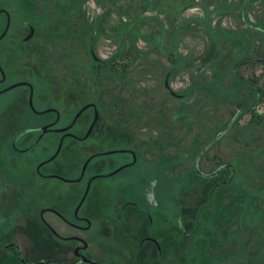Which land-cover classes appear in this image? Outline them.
<instances>
[{
  "label": "flooded vegetation",
  "instance_id": "1",
  "mask_svg": "<svg viewBox=\"0 0 264 264\" xmlns=\"http://www.w3.org/2000/svg\"><path fill=\"white\" fill-rule=\"evenodd\" d=\"M168 1L172 3L168 7L171 11L168 18L178 17L179 12L183 13L188 7V10L201 11L200 8L204 5V2L196 0L186 3H183L184 0ZM239 1L243 3L242 6H247L250 0ZM45 2L46 0L42 7L46 6ZM109 2L110 0H100L103 5ZM112 3L114 4L115 1ZM141 3L144 4V0H141ZM4 9V0H0V15L5 18L0 27V44L5 38L21 44L20 77L22 79L9 84L8 74L0 65V94L10 90H7L9 86L20 84L14 88L22 87L26 94L23 100L17 101L23 102L25 108L33 115L47 113L51 115L46 120L42 119L36 124H27L7 133L6 141L3 143L4 148L10 154L22 155L26 159L27 155L36 148L46 150L47 146L52 147L44 158L37 159L32 164L28 159V161L23 159V164L15 168L17 171H22L27 180L42 182L38 187L41 193L40 198L46 193L45 183L48 180L65 184L67 189L60 193L59 186L52 187L53 192L57 191L56 193L60 194L59 200L36 203L35 212L33 214L27 211L21 212L22 219H20L21 215L18 216L16 223L12 222L13 227H9L11 213L9 216L8 213L1 214L2 220L8 221L9 229L8 233L0 234V264H132L133 262L148 264L146 263L148 261L152 264H180L181 259L185 261L189 258L190 260V246L198 236H200L199 246L202 250L200 260L203 264H208L210 261H212L210 264H218L222 261L234 260L219 256L220 249L224 246H231L232 252H235L237 248L235 260L240 256L239 254L243 253L241 258L244 259L239 260V263H248L255 258L253 247L250 251L248 242H240L246 235L240 225L247 227L246 219L250 215L253 216V210L259 208L255 207L254 203L252 211L245 208L249 198H254L255 203H258L255 192H247L242 202L237 201L242 206L240 209L236 208L244 215L242 218L234 219L224 232L218 233L217 229L213 230L204 226L206 221L212 222L213 225L215 223L214 207L218 199L214 195L220 194L219 201L228 203L236 197L238 192L235 185L242 182L238 180L236 167L239 162L244 161V155L241 152L245 148L237 141L238 130L245 127L240 125L244 116L250 115L249 125L255 123L257 116L253 108L260 102L254 104L256 99L254 86L246 85L240 75L236 77L243 82L238 90L240 98L231 102L232 110L223 117L222 110H219V105L223 102L221 93L197 86L192 87L191 72L195 67L197 70L206 71L204 68L206 63L185 62L182 65L175 57V50H167L166 59L169 64L161 81L164 94L161 95L154 89L150 95L135 94L129 107L130 117L126 114L120 116L116 125L115 116L111 115L112 110L109 107L104 108L106 95L101 92L96 94L93 89L94 76L98 75L103 68L109 69L120 77L115 90L122 87L121 77L127 74V71H121L120 68L111 70L108 67L114 56L125 59L126 52L119 50L115 55L103 60L94 47L97 37L98 39L118 37L114 35L112 29L107 30L115 25H104V18H98L96 26H93L92 22L85 21L87 24L81 33H87L90 35L89 38L83 36V40L78 42L79 36L73 37L75 46L67 49L58 43L55 46V53H48L51 59L45 56L43 64H40L37 54H34L35 47L27 46L36 35L35 21L27 18L23 21L21 29H13L10 17ZM201 12L204 13V10ZM155 14L157 15L155 17H161L159 9ZM122 15L124 17L125 13ZM123 17L118 18L119 37L124 28L125 18ZM241 18H248V15ZM51 19V24L55 25L57 18ZM39 23L46 28L45 21ZM31 27L32 35L24 39L31 32ZM248 27L264 35V29L257 27V24L251 22ZM86 40L88 44L84 46ZM10 42L11 45L14 43ZM261 43L264 47V39ZM32 59L35 63L30 68L26 63ZM263 62L253 55H243L232 64V69L237 73L240 65L254 66ZM181 66L185 67L182 71L188 75L187 79L184 82H172L171 78L175 75V70L180 71ZM37 67L43 71V74L40 73L39 78L30 79L27 74L32 71L39 72ZM35 79L38 84L40 81H47L51 90L59 93L60 98L68 103L76 104L75 108L70 110L69 119H64L65 114L68 113L66 109L61 110L55 105L43 106L35 103L37 86ZM202 79L204 83L212 82L210 77L206 78L204 75ZM65 84L68 90L66 94H62ZM194 91H202L203 94L212 97L211 103L202 100L204 102L201 104L202 101L198 100L190 104L191 94ZM176 99L179 100L177 103H175ZM119 101L122 107L126 108L128 101L122 100V96H119ZM114 106L117 105L114 104ZM210 109L213 111L209 114ZM161 114L170 119L173 124H183L182 136L179 135V131L177 136L173 137L170 131H165V128L156 124ZM192 118L204 122L200 127L198 126L200 132L195 135H191L194 132ZM47 137H52V140L49 139L47 142ZM115 137L120 140V144L108 148L102 147V143L113 141ZM126 137L130 139L127 145L123 142ZM180 138L187 141L188 147L193 145L191 148H186L189 156L184 162L185 166H192L187 172L188 184L193 180L197 182L200 190L194 195L191 204L182 191L178 193L179 196L175 191L174 230L171 229L168 221L158 226L151 208L158 205L154 190L159 182L176 185L173 149L175 141ZM232 144L235 146L232 147ZM227 146L232 151L230 157L222 156ZM115 155L120 157L114 159ZM61 157H74L76 162L59 163ZM129 169L142 171L136 183L131 185L141 189L143 198L140 200L129 196L123 197L121 194L127 187L125 185L119 186V190L115 188L113 192H110V186L104 183V180ZM177 187L179 188L178 185ZM227 187L233 190L227 192L225 191ZM7 191L5 186L0 187L2 195H5ZM100 202L106 206L108 212L105 208L100 209ZM239 219L240 222L236 223ZM124 220H134L135 223L125 228L124 241H121L118 233ZM261 229H264V226ZM27 231L33 234V238L27 234ZM174 231L183 241L181 246L184 253L182 254L181 251L176 255L178 259L171 251L175 245L172 238ZM225 236L226 240L223 239ZM227 236H234L236 239H229Z\"/></svg>",
  "mask_w": 264,
  "mask_h": 264
},
{
  "label": "rangeland",
  "instance_id": "2",
  "mask_svg": "<svg viewBox=\"0 0 264 264\" xmlns=\"http://www.w3.org/2000/svg\"><path fill=\"white\" fill-rule=\"evenodd\" d=\"M112 1H115V3L113 4ZM189 1L194 0H184L183 3ZM196 1L204 2L203 7L200 8L201 11L204 10V13L194 9L188 10V7L183 13L180 11L179 16L176 18H168L171 12L168 7L172 4L170 3L171 1L168 0H144V4L141 3V0H110L106 5L101 4L100 0H46L45 7H42L44 0H4V10L10 17L13 29H21L23 27V21L27 18L35 21L37 27L36 35L33 41L27 46L33 45L32 47H35L34 54H37L36 56L40 59L38 63L40 64H43L45 56L46 58L51 56H49L48 53H55V46L58 45V43H61L62 46L67 49L75 46V38L73 37L79 36L77 38L78 42L83 40V36L89 38L90 35H87V33H81L87 22H92L93 26H96L98 18H104V25H115V27L107 28V30L112 29L114 31L113 33H115L114 35H118V37L111 39L108 37L98 39L97 37L94 41V47L98 52V56L103 60L115 55L119 50H122L124 53L126 52V57L128 59L125 61L129 66L127 74L121 77L122 87L119 90H115L120 77L109 71V69L103 68L99 71L98 75L94 76L95 86L93 89L96 94L101 92L106 95L107 99L105 101L103 100L104 108L106 109V107H109L112 110L111 115L115 116L114 121H116L117 125V120L120 116L126 114L127 117H130L131 110L129 107L135 94L142 93V95H150L154 90L160 92L161 95L164 94L161 81L167 71V65L169 64L166 59L167 50H175V57L182 65L185 62L206 63L208 61V67L206 68L204 77L212 78L218 75H225V83L229 86V90H232V83L235 76L238 77L240 75L246 85L254 86L257 90H260V93H264V62L254 66L249 64L246 66L240 65V67L237 68L238 74L232 69V64L237 59L243 57V55H253L264 61V47L260 41L251 38L247 44L246 40L243 41L238 38L244 34L247 36L252 34L250 28L243 25L242 19L239 16L241 10L240 5L243 3L239 0ZM158 9L161 17H155V12ZM247 10V15L251 22L255 24L260 23L264 26V6L261 5L259 1L247 5ZM122 13H125L124 17ZM122 17L125 18V23L121 36L119 37L118 18ZM51 18H57L55 25L51 24ZM4 21V16L0 15V27ZM44 21L46 22V28L39 23H44ZM103 24L101 22L100 25L102 26ZM24 30L23 28L22 31L24 32ZM114 35L112 37H114ZM10 41L14 43L11 45ZM10 41L8 38H5L0 44V65L8 74L9 84L22 79L20 77V69H22V46L17 41L12 39H10ZM87 44L88 41L86 40L84 46H87ZM34 63L35 60L32 59L26 64L31 68L34 66ZM180 68V71L175 70V75L171 78L172 82L179 83L187 79L186 77L188 75L182 71L185 67L181 66ZM38 71L39 72L32 71L28 73L27 76L30 77V79L39 78L38 75L40 73L43 74V71L40 68H38ZM34 82L37 85L35 103L43 106L55 105L61 110L66 109L68 113L65 114L64 119H69V115L71 114L70 110H73L76 104L68 103L60 98L58 96L59 93H55L51 90L47 81L45 82V80H43L38 84V81L35 79ZM67 90L68 86L65 84L62 94H66ZM25 94V89L22 87L13 88L0 94V187L5 186L8 190L5 195H2L0 192L1 235H4V232L8 233L7 230L9 227L14 226L12 222L16 223V218L18 216L21 215L20 219H22L23 216L21 212L27 211L33 214L35 212L36 203L59 200L60 194H57V191L53 192L54 190H51L52 187L59 186L61 190L59 191L60 193L67 189V185L65 184L48 180L45 183L46 193L40 198L41 193L38 187L42 182L27 180L23 172L17 171L15 168L23 164V159L24 161L28 159L30 164H32L35 160L44 158L51 151L52 147L47 146L46 150L36 148L27 155L26 159L24 158L25 156L22 155H12L4 148L3 143L6 141V134L13 129L22 128L27 124H36L42 119L46 120L51 117L48 113L39 116L31 114L25 108L23 102L17 101L18 99L23 100ZM244 94H246V92H244ZM191 95L190 104L195 101L198 102V100H204L207 103H211L212 101V97L203 94L202 91H194ZM119 96H122V100L128 101L126 103V108L122 107ZM237 97L232 95L225 99L224 95H222L223 102L219 105V110H222L223 117L227 116L228 112L232 110L231 102L233 100H238L240 94H238ZM42 99H44V101ZM178 101L179 100L176 99L175 103ZM204 101H202L201 104ZM114 104L117 106H114ZM253 110L254 114L257 116L254 121L255 123L249 125L248 120L250 119V115L244 116L240 121V125L245 127H243L242 130H238L237 141L239 144L243 145L245 149L241 152L244 155V161L239 162L238 167H236V172L239 177L238 180H242V182L235 185L238 188L236 197L228 203H221L219 201L220 194L214 195V197L218 199L214 207L215 223L213 225L212 222L206 221L204 226L212 228L213 230L217 229L218 233L224 232V229H226L234 219L242 218L244 215L241 214L242 211H239L242 206L240 202H242L243 197H245L244 191H254L258 200L257 206L255 207L259 208L252 211L253 203L256 204L254 198H249V201L246 202L245 208L248 210L251 209L253 216L250 215L246 219L248 221L247 227L240 225L241 230L246 233L245 237L242 238L240 242H248L247 244L249 245L250 251V248L253 247V256L255 255V258L250 262L254 261L256 264H264V229H261L264 226V100L257 104ZM211 111L213 110L210 109L209 114ZM192 120L194 123L192 125V130L194 132H192L191 135H195L200 132L199 127L204 122L203 120H195L193 118ZM175 122H177V120ZM156 124L160 125L161 128H165V131H170L173 137L177 136L179 131V135L182 136L183 124H173L170 119H167L162 114ZM47 139V142H49V139L52 140V137H47ZM113 139V141L102 143V147L108 148L120 144L119 139L116 137ZM123 142L127 145L130 139L126 137ZM186 143V140L183 141L182 138H180L175 141L173 149L175 154L174 173L176 185H168L165 182H159L154 190L158 205L152 206L151 208L158 226L161 225L162 222L168 221L171 225V229L174 230L175 220L173 218V212L175 209H173V207L175 205V191L177 192V196H179L180 194L178 193L182 191L186 196V200L191 204L194 200V195L200 190L197 182L192 180L190 184H188L189 178L187 172L189 167L192 168V166H185L186 164L184 161L189 156L186 148H191L193 145L188 147ZM233 146H235V144H232V147ZM227 147L228 148L223 151L222 156L230 157L232 151L229 149V146ZM119 157V155H115L114 159H118ZM64 161L75 163L76 159H74V157H61L59 163ZM141 173V170L129 169L117 176L104 180V183L110 186V192H113L115 188L119 190L120 187L125 185L127 187L123 189L121 195L123 197L129 196L140 200L143 198L141 189L131 185L136 183L135 181ZM243 180H246V182H243ZM231 190H233L231 187L225 189L227 192ZM180 198L182 197L180 196ZM238 200L240 202H237ZM99 206L101 210L105 208L106 212H108L106 206L102 202L99 203ZM148 206L151 207L149 204ZM5 213H8V216L9 213H11L9 220L10 225L7 224L8 221L2 220L1 218ZM239 222L240 219L236 223ZM134 223V220H124L121 223V228L118 233V238L121 241H124L125 228L133 226ZM27 234L33 238L32 233H28L27 231ZM172 234L175 245L171 251L176 258V255L181 253V251L182 254L184 253L182 250L183 246H181L183 241L175 231ZM228 237L229 239L235 238L234 236H227V238ZM225 238L226 236L223 237L224 240H226ZM192 250V246H190V260L186 258L184 261L179 258L181 261H179L180 264H192L194 259ZM236 251L237 248L235 252H232L231 246H224L220 249L219 256L228 259L233 258L234 260L227 262L222 261L218 264H246L239 263V260L244 259L241 258L243 253L239 254L240 256L235 260ZM237 260L238 262L236 263ZM146 263L152 264L150 261ZM132 264L138 263L133 262Z\"/></svg>",
  "mask_w": 264,
  "mask_h": 264
},
{
  "label": "trees",
  "instance_id": "3",
  "mask_svg": "<svg viewBox=\"0 0 264 264\" xmlns=\"http://www.w3.org/2000/svg\"><path fill=\"white\" fill-rule=\"evenodd\" d=\"M259 1L261 5L264 6V0H250L249 1V4L250 3H254V2H257ZM248 4V5H249ZM240 12H239V16L240 17H245L247 14H248V10H247V6H242L240 5ZM242 19V23L244 26L248 27L251 25V22L249 20V18H241ZM257 27H260V28H263L264 29V26H262V24L260 23H257ZM250 28V27H249ZM252 34L249 36L247 35H241L239 36L238 38L240 40H247V44L249 43V40L252 38V39H256L259 41L261 40V42H263V39H264V35L262 32L256 30V29H253V28H250ZM126 59H128L127 57L124 59V57H119V56H114L112 58V60L110 61V63L108 64V67L111 69V70H115L117 68H120L121 71H127L128 69V63L125 61ZM122 62V63H120ZM201 62H196V64H199ZM208 61L206 62V66L204 68H207L208 67ZM117 67V68H116ZM194 68V67H192ZM204 72L205 70H197L196 67L194 68V70L191 72L192 73V87H200L202 89H205V90H208V91H214V92H217V93H221L222 95H224V97H230V96H236L239 94V87L241 84H243V82H241V80H239L238 78H234L233 80V83H232V90H229V86L225 83V75H218V76H214L211 78L212 82L211 83H204L203 82V75H204ZM234 74V73H233ZM255 96H256V99L254 101V104H257L261 101L264 100V93H260V90H257L254 92ZM248 191H244V193H247ZM254 192V191H253ZM254 206H257V204H254ZM200 236H198L197 240L195 239V242L192 244V254H193V257H194V260L192 261V264H203L200 260V253H201V249H200ZM212 263V261H210L208 264ZM246 264H256V262L252 261V262H248Z\"/></svg>",
  "mask_w": 264,
  "mask_h": 264
},
{
  "label": "water",
  "instance_id": "4",
  "mask_svg": "<svg viewBox=\"0 0 264 264\" xmlns=\"http://www.w3.org/2000/svg\"><path fill=\"white\" fill-rule=\"evenodd\" d=\"M32 27H31V32L24 38V39H28L31 35H32ZM2 76H3V78H4V74H3V72H2ZM18 85H20V84H14V85H11V86H9L8 88H7V90L8 89H11V88H14V87H16V86H18ZM30 105L32 106V101H31V99H30Z\"/></svg>",
  "mask_w": 264,
  "mask_h": 264
}]
</instances>
